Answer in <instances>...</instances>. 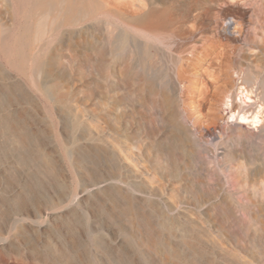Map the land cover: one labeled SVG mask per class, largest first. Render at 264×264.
<instances>
[{
  "label": "rangeland",
  "instance_id": "rangeland-1",
  "mask_svg": "<svg viewBox=\"0 0 264 264\" xmlns=\"http://www.w3.org/2000/svg\"><path fill=\"white\" fill-rule=\"evenodd\" d=\"M75 1L0 0V264H264V157L261 175L224 167L210 179L200 166L182 167L157 195L147 180L152 159L136 164L133 112L141 107L134 74L147 73L137 61L147 40L142 23L162 0ZM204 3L240 10L218 23L210 17L234 44L264 40V0ZM203 47L190 46L186 65L204 59ZM52 56L53 73L47 65L37 69L39 59ZM102 61L114 72L109 80L93 66ZM206 68L192 71L193 84L179 81V66L173 72L195 133L199 114L189 113L208 91ZM58 80L71 87L63 102L56 99ZM228 80L221 100L213 88L219 123L203 141L216 160L220 131L261 126L253 110L245 121L231 112L235 96L246 109H260L236 70ZM263 112L255 114L262 120Z\"/></svg>",
  "mask_w": 264,
  "mask_h": 264
},
{
  "label": "bare ground",
  "instance_id": "bare-ground-1",
  "mask_svg": "<svg viewBox=\"0 0 264 264\" xmlns=\"http://www.w3.org/2000/svg\"><path fill=\"white\" fill-rule=\"evenodd\" d=\"M205 1L208 0H162L159 6H151L148 9L142 23L147 33V40L144 44L141 43L143 57L137 61L140 66L146 67L147 73L144 78H138V73L134 74V94L141 107H137L133 112L137 121L136 133L140 138L136 145L139 154L135 160L138 165L142 156H149V159H152L153 166L148 172L147 180L151 192L156 195L157 187L164 185L167 176L172 173L177 174L182 167L192 169L200 166L210 179L216 175L219 168L224 167L229 171L242 170L240 172L245 175L263 173L257 164L264 157V115L261 120L257 114L264 109V40L245 45L234 44L237 39L222 34L218 24L216 25L210 17L215 15L218 23L220 19L237 16L240 10L232 6L213 8L206 5ZM75 3L81 6L83 0H76ZM72 25L70 23L68 26ZM108 29L109 36H112L114 28ZM82 32L83 28L79 30L80 34ZM199 42H204V59L193 58L186 65V61L183 60L185 54L192 44ZM135 51L134 55L137 57L140 51ZM55 62L54 56L47 61L41 58L37 61L36 67L40 69L43 65H47L53 73ZM100 63H93V66L100 67L103 77L109 80L114 74L112 67L106 62ZM205 64L207 68L202 74L209 88L208 91L201 92L198 101L199 110L189 113L190 117L199 114L195 117L194 126L198 131L195 133L181 109L179 84L173 72L175 66H179V81L193 84L189 75L194 70L203 69ZM84 67L80 65L79 70L83 71ZM127 67L122 73L128 74ZM232 69L239 73L245 90L257 94L259 100L257 108L260 111L255 112L257 109L253 106L246 109L235 96L232 100L231 112H239L242 114V120L245 121L253 110L251 116L254 118L253 123L261 126L256 132L240 126L220 131L222 152L216 160L210 147L203 142L205 136L214 134L213 129H216L219 123V105L212 101L211 93L215 88L216 91L219 90L217 99L223 98L230 86L228 79ZM221 81L223 84L217 86L216 83ZM65 88L68 93L71 92L68 83L59 80L56 82V99L60 102L68 97L67 93L63 92ZM189 93L185 92L186 97ZM249 101H251L250 97ZM206 109L210 110L208 114L212 117L208 118L209 115L203 114ZM205 118L206 121H210L209 124H206ZM143 123L145 127L142 126ZM145 143L147 148L143 149L141 144L145 145ZM146 151L147 155H145ZM195 211L197 212L196 209ZM195 211L193 209L194 213Z\"/></svg>",
  "mask_w": 264,
  "mask_h": 264
}]
</instances>
